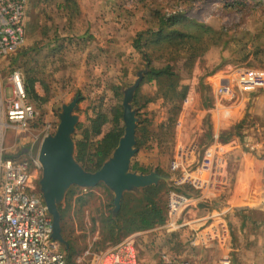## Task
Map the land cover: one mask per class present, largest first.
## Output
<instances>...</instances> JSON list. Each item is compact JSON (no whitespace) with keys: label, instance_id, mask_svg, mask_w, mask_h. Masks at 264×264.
Returning a JSON list of instances; mask_svg holds the SVG:
<instances>
[{"label":"rangeland","instance_id":"rangeland-1","mask_svg":"<svg viewBox=\"0 0 264 264\" xmlns=\"http://www.w3.org/2000/svg\"><path fill=\"white\" fill-rule=\"evenodd\" d=\"M26 1V42L17 53L1 61L3 75L7 68H14L21 72L24 84L27 78H44L61 89L56 97L61 95L63 104L79 98L77 114L81 118L79 123L84 125L87 118L98 111L110 118L111 109L122 103L124 90L133 84L137 72L144 70L133 40L139 32L156 28L157 18L152 15L155 10L167 16L179 13L182 18L210 24L214 30L222 25L231 32L236 31L237 35L247 31L255 35L251 40L259 35V43H264V0ZM232 2L240 5L229 12L223 4ZM83 36V40L74 41ZM150 40L148 36L147 41ZM242 56L243 53L230 46H212L194 62L189 74L180 62L175 65L181 83L187 85L188 90L173 126L160 129L167 121V107L160 100L147 106L150 108V117L145 118L149 136L147 141L143 139L131 165L142 162V168L149 170L145 174L158 173L170 180L165 182L169 191L163 224L127 236H135L139 256L145 264H159L163 258L173 262L217 264L224 255L229 256L232 264H264V209H231L229 206L236 182L239 190L244 184L251 185L264 205V87L254 90L234 87L231 99L216 95L222 83L234 81L237 70L253 71L264 77V66L254 61L255 56L250 54L243 61ZM2 80L4 83L6 76H2ZM154 91L153 84L145 83L140 88L144 96H153ZM55 107L51 111L55 121L46 123L43 116H39L23 134L7 131L4 156L37 159L43 140L56 132L57 113L61 109ZM37 111L48 115L44 106ZM135 117V138L138 135L141 141L136 110ZM33 128L35 133L31 136ZM78 133L76 130L74 141L79 139ZM212 144L218 147L220 164L216 187L198 190L183 183L173 188L171 178L178 174L171 170L170 163L177 151L193 146L185 164L193 166L202 150ZM246 167L248 175H240ZM41 177L42 169L35 170L32 187L43 199ZM72 187L75 186L68 187L59 200V213L60 208L66 207L67 193ZM96 187L76 186L65 211L66 235L75 251L70 264H87L90 256L117 244L104 240L98 221L114 195L106 186L108 191ZM174 191L193 199L189 210L177 220L181 227L176 229L168 226L167 214L168 198ZM89 192L92 193L83 205L76 202L77 197ZM216 218L224 219L225 232L219 225L222 220L215 222ZM59 225L63 239L59 244L66 256L68 244L62 236L61 213ZM210 226L214 229L208 228Z\"/></svg>","mask_w":264,"mask_h":264},{"label":"built area","instance_id":"built-area-1","mask_svg":"<svg viewBox=\"0 0 264 264\" xmlns=\"http://www.w3.org/2000/svg\"><path fill=\"white\" fill-rule=\"evenodd\" d=\"M26 8V0H0V63L17 53L26 42ZM2 76H6L4 83ZM232 83H222L216 89V95L231 99L234 87L238 90L261 89L264 77L253 71L237 70ZM37 117L38 111L29 101L21 72L7 68L3 75L0 68V264H70L59 242L52 237L47 207L32 187L34 171L41 169L38 158H8L3 153L7 131L23 134ZM193 149L191 146L177 151L170 163L171 170L178 174L171 178L173 188L183 183L198 190L216 187L220 176L218 147L212 144L204 148L195 165H185L187 155ZM192 203L190 196L171 192L167 202L168 226L173 229L181 227L177 220ZM215 222H220L225 232L224 219L216 218ZM208 228L214 229L213 226ZM87 264L145 263L139 256L135 236L131 235L110 249L93 254ZM159 264L191 263L163 258ZM217 264L232 263L229 256L224 255Z\"/></svg>","mask_w":264,"mask_h":264},{"label":"trees","instance_id":"trees-1","mask_svg":"<svg viewBox=\"0 0 264 264\" xmlns=\"http://www.w3.org/2000/svg\"><path fill=\"white\" fill-rule=\"evenodd\" d=\"M239 5L240 3L232 2L224 3L223 7L230 12ZM177 14L167 16L155 10L152 15L153 18H157L156 28L139 32L133 40V48L139 52L140 61L144 65L141 83L132 98V107L136 110V116L139 119L137 132L140 131L142 137L140 141V137L136 135V149H139L143 139L147 141L149 136L146 130L148 120L145 118L147 117L140 112L150 103L160 100L167 107V121L166 124L160 125V129L166 125L171 127L175 123L188 90L187 85L181 83L175 71V65L178 62L189 74L194 62L210 47L230 46L235 51L243 53L242 61L252 54L255 56L254 61L264 66V57H262L264 43H259V35L255 40H251L250 38H254L255 35L253 36L250 32L242 31L237 35L236 31L231 32L227 26L222 25L214 30L210 24H201ZM148 36L151 38L149 42ZM33 83V79L27 78L25 89L28 98L37 102L40 98L34 92ZM145 83L155 86L153 96L141 94L140 87ZM122 116V103H119L111 109L110 118L105 112L98 111L89 118L86 125H78L79 139H75V160L84 170L89 172L98 170L115 149L124 132ZM106 124H108L107 128H105ZM132 170L144 174L149 172L148 169L137 165H134ZM75 188L76 186L69 189L66 207L60 208L62 236L68 244L66 259L69 263H72L75 251L66 235L65 211L70 206L69 201L74 195ZM96 189L108 191L103 184H99ZM168 191L167 184L159 182L134 192H126L115 213H113V198L109 199L105 207L106 212L98 217L104 240L115 244L134 232L163 224L166 218ZM91 193L80 195L76 202L83 205ZM92 222L95 223V220L93 219Z\"/></svg>","mask_w":264,"mask_h":264},{"label":"water","instance_id":"water-1","mask_svg":"<svg viewBox=\"0 0 264 264\" xmlns=\"http://www.w3.org/2000/svg\"><path fill=\"white\" fill-rule=\"evenodd\" d=\"M142 74L143 71L139 72L138 79L123 92L124 132L113 150L111 158L103 163L98 170L86 171L74 158L72 134L75 130L76 118L71 113L77 99L63 106L54 136L46 137L40 146L38 154V161L42 169L40 192L48 213L52 217V237L59 243H62L63 239L60 235L58 203L68 187L94 188L99 184L105 185L114 195L115 213L124 193L156 185L160 181L167 183L170 180L168 176H161L158 173L137 174L130 169L131 158L136 151L135 128L137 123L131 102L142 79Z\"/></svg>","mask_w":264,"mask_h":264},{"label":"crops","instance_id":"crops-1","mask_svg":"<svg viewBox=\"0 0 264 264\" xmlns=\"http://www.w3.org/2000/svg\"><path fill=\"white\" fill-rule=\"evenodd\" d=\"M79 39L83 40L84 36L81 37V38H78V39L76 38L74 41H78ZM142 71L143 70H140V71L137 72L136 79L134 80V82L138 79V73L142 72ZM31 79L34 80L33 89H34V92L36 93V95L40 98V100L36 102V101H33L31 98H29L30 103L36 108V110L43 109V106H44L45 110L48 112V115H46V116L43 113L40 114L38 112V117L36 119H38L39 116L40 117L43 116V118L45 119L46 123H50L51 121H55V120H53L54 116L52 115L51 111H52L53 107L56 106L55 108H57V106H58L61 109L60 112L58 111V113H57L58 122L56 123V125L58 126V124H59V115L62 112L63 106H66V105L70 104L75 99L71 100L67 104H63V102H61V99H62L61 97L62 96L60 95V97L58 98L60 100H58L57 97H56V94L58 92L61 93L62 91H60L61 89H57V86L55 84L53 85L52 82L46 81V80H44V78L38 79V80L35 79V78H31ZM25 82H26V80H25ZM140 83H141V81H140ZM140 83H139V85H140ZM131 85H133V84H131ZM139 85H138V87H139ZM86 86H87V84H86ZM142 86H143V84L141 85V87ZM78 100H79V98L77 99L75 108L73 109V111L71 113V115L76 118V125H75L74 133L77 130L78 125H84V124H80L79 123L81 118L77 114V111L79 109V105H78L79 101ZM150 104H152V103H150ZM148 107H150V106H148ZM148 107L142 109L143 110L142 111L143 116L147 117V118L150 117V112H149L150 108H148ZM88 120H89V118H87V122H88ZM178 126L180 127L179 124H178ZM32 130L33 131L30 132L31 136L34 135L35 128H33ZM74 133L72 134V141H73V144H74V158H75V141L73 139ZM24 151L25 150L22 148L21 149L22 154H23ZM137 151H138V149H136L135 153L133 154V156L131 158V162H132V159H134V156L136 155ZM27 152L29 153L28 149H26V153ZM112 154H113V151L103 163L108 161L111 158ZM17 156L18 155H12L10 158H14V157H17ZM7 157L9 158V156H7ZM131 162H130L131 171H134V170H132L134 165H137L138 167H143L142 166V162H138V164L134 163L133 165H131ZM244 173H246L248 175L249 168L246 167L245 170L242 173H240V175H242ZM237 177L239 178V173H237ZM239 188H238V183L236 182L234 184V188L232 189L231 197H230L231 204L229 203V206L231 207V209H246V210H254V209L263 210L264 209V205L262 204L261 200H259L256 197V195H255L256 193H255V191H253L251 185H245L244 184V186L240 190H239Z\"/></svg>","mask_w":264,"mask_h":264}]
</instances>
